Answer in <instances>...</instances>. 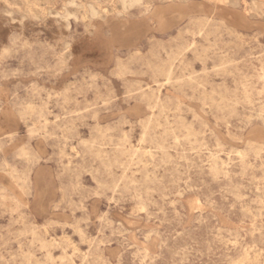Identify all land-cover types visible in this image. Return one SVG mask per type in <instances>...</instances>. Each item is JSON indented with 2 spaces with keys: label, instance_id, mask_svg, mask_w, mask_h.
<instances>
[{
  "label": "rangeland",
  "instance_id": "rangeland-1",
  "mask_svg": "<svg viewBox=\"0 0 264 264\" xmlns=\"http://www.w3.org/2000/svg\"><path fill=\"white\" fill-rule=\"evenodd\" d=\"M105 3L0 0V264H264V0Z\"/></svg>",
  "mask_w": 264,
  "mask_h": 264
},
{
  "label": "bare ground",
  "instance_id": "bare-ground-1",
  "mask_svg": "<svg viewBox=\"0 0 264 264\" xmlns=\"http://www.w3.org/2000/svg\"><path fill=\"white\" fill-rule=\"evenodd\" d=\"M37 1H40L43 5H50L52 4V0H37ZM106 1V6H107V3H109V0H105ZM111 1V0H110ZM113 1V0H112ZM115 2V1H114ZM121 7V6H120ZM148 259V258H147Z\"/></svg>",
  "mask_w": 264,
  "mask_h": 264
}]
</instances>
